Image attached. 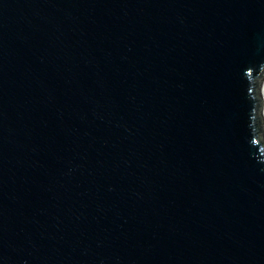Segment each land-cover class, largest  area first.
<instances>
[{
	"label": "water",
	"instance_id": "water-1",
	"mask_svg": "<svg viewBox=\"0 0 264 264\" xmlns=\"http://www.w3.org/2000/svg\"><path fill=\"white\" fill-rule=\"evenodd\" d=\"M261 79L264 0H0V264H264Z\"/></svg>",
	"mask_w": 264,
	"mask_h": 264
},
{
	"label": "rangeland",
	"instance_id": "rangeland-1",
	"mask_svg": "<svg viewBox=\"0 0 264 264\" xmlns=\"http://www.w3.org/2000/svg\"><path fill=\"white\" fill-rule=\"evenodd\" d=\"M263 78V77H262ZM263 82H264V79H261V81H260V85H259V94H260V96H262L263 95V88L261 87V85L263 84ZM262 83V84H261ZM261 89H262V93L260 92L261 91ZM263 107H264V100H263ZM262 113V112H261ZM262 121H263V128H264V120H263V115H262Z\"/></svg>",
	"mask_w": 264,
	"mask_h": 264
},
{
	"label": "trees",
	"instance_id": "trees-1",
	"mask_svg": "<svg viewBox=\"0 0 264 264\" xmlns=\"http://www.w3.org/2000/svg\"><path fill=\"white\" fill-rule=\"evenodd\" d=\"M263 97H264V83H263ZM263 116H264V108H263Z\"/></svg>",
	"mask_w": 264,
	"mask_h": 264
}]
</instances>
